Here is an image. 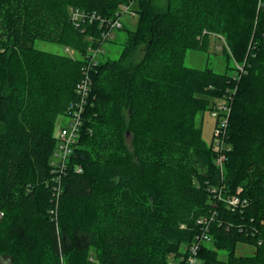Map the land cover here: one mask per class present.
<instances>
[{
	"label": "trees",
	"instance_id": "16d2710c",
	"mask_svg": "<svg viewBox=\"0 0 264 264\" xmlns=\"http://www.w3.org/2000/svg\"><path fill=\"white\" fill-rule=\"evenodd\" d=\"M133 4L119 57L93 59ZM210 37L233 74L184 65ZM83 72L89 95L61 159L56 122L80 104ZM205 111L227 118L223 149L195 125ZM203 235L199 264H264V0H0V258L168 264ZM239 243L254 255L235 256Z\"/></svg>",
	"mask_w": 264,
	"mask_h": 264
},
{
	"label": "rangeland",
	"instance_id": "374dc122",
	"mask_svg": "<svg viewBox=\"0 0 264 264\" xmlns=\"http://www.w3.org/2000/svg\"><path fill=\"white\" fill-rule=\"evenodd\" d=\"M154 5L156 7H163L165 4V0H153ZM136 5L131 6V10H135ZM121 24L130 30H134L137 25V15H131V13L124 12L120 17ZM126 32L123 30H114L112 32L111 40L104 44L102 47V54H97V58L100 61L105 60H115L119 57L121 53V45L125 40ZM220 39V38H219ZM215 37L209 38V44L207 51L201 50H188L184 56V65L188 68L192 69H211L213 72L218 74H223L227 71V67L233 69L235 66L234 61L230 58L227 59L226 55L223 53L222 49L224 46L223 41ZM34 48L48 52V53H56V54H65L72 57H76V53L72 51H68L65 47L46 43V42H35ZM99 55V56H98ZM228 74H233L234 70H228ZM215 122L216 119L212 117L210 111L199 112L195 118V125L201 129L202 138L204 142L210 146L213 144L215 148H218V139L214 137L215 132ZM69 124V119H65L64 117H59L56 122L55 128V136L58 135L60 128ZM255 253V248L253 246H249L246 244L239 243L235 246L234 255L235 256H253ZM218 259L221 261L228 260V252L225 250L218 251ZM0 264H9L8 258H0Z\"/></svg>",
	"mask_w": 264,
	"mask_h": 264
},
{
	"label": "built area",
	"instance_id": "2783aa9c",
	"mask_svg": "<svg viewBox=\"0 0 264 264\" xmlns=\"http://www.w3.org/2000/svg\"><path fill=\"white\" fill-rule=\"evenodd\" d=\"M131 6L132 5L121 7L120 14L119 15L117 14V19H115L114 21L108 22L110 32L111 31L113 32L114 30L122 28L123 25L121 24L119 19L124 12L131 13L132 16L136 15V13L133 10H131ZM87 17L88 15L85 14L84 12H81L77 9L71 10V21L73 22H80L81 20H84ZM91 17L93 18L94 15H91ZM111 35L108 34L106 35V37H111ZM97 54H99L98 50L94 51L92 54L93 55L92 58L95 59ZM83 74L84 75L81 81L77 85V93L81 97L80 104H78L77 109L74 111V113L72 114V117L69 119V124L66 123L65 124L66 126L64 128H60L58 135H57L58 143H59L58 145L59 150L57 154H58V157L60 155L61 159L66 158V156L70 154V146L74 142L75 137L77 136L78 126L80 125V116L83 113L84 105L86 103L85 101L87 100L88 95H89L91 81L86 72H83ZM218 109L226 113H228L229 111L224 106H219ZM211 115L216 120L218 119V123L217 125H215L214 137L218 139V143H217L218 148L223 149V143L222 142L220 143L219 139L223 138L224 136L226 125H227V118L226 117L218 118L216 112H213ZM223 162H224V155L218 156V158L215 160V165L219 169L220 172L223 171ZM221 201H223L225 204H227L231 208H235L240 203L239 198H237L236 196L225 197L221 199ZM202 241L203 242L209 241V238L203 235L202 239L199 240V242L192 245L188 250L186 249L184 251L185 253L188 251L187 255H181L179 259L170 261L168 264H199L197 255L199 253V249L201 247L200 245Z\"/></svg>",
	"mask_w": 264,
	"mask_h": 264
}]
</instances>
